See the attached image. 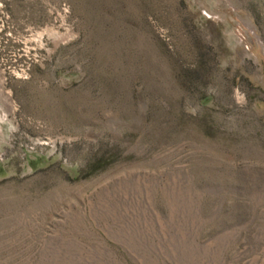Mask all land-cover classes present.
<instances>
[{"label": "rangeland", "instance_id": "1", "mask_svg": "<svg viewBox=\"0 0 264 264\" xmlns=\"http://www.w3.org/2000/svg\"><path fill=\"white\" fill-rule=\"evenodd\" d=\"M0 264H264V0H0Z\"/></svg>", "mask_w": 264, "mask_h": 264}, {"label": "bare ground", "instance_id": "2", "mask_svg": "<svg viewBox=\"0 0 264 264\" xmlns=\"http://www.w3.org/2000/svg\"><path fill=\"white\" fill-rule=\"evenodd\" d=\"M41 39V37L40 36H38V38H37V40L39 41ZM18 76H20V74H17Z\"/></svg>", "mask_w": 264, "mask_h": 264}]
</instances>
